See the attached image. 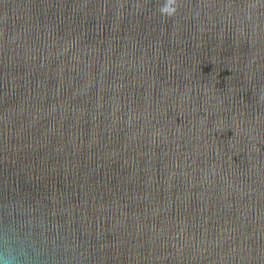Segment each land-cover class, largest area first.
I'll return each instance as SVG.
<instances>
[{
	"label": "water",
	"instance_id": "water-1",
	"mask_svg": "<svg viewBox=\"0 0 264 264\" xmlns=\"http://www.w3.org/2000/svg\"><path fill=\"white\" fill-rule=\"evenodd\" d=\"M167 2L0 0L17 264H264V0Z\"/></svg>",
	"mask_w": 264,
	"mask_h": 264
},
{
	"label": "clouds",
	"instance_id": "clouds-1",
	"mask_svg": "<svg viewBox=\"0 0 264 264\" xmlns=\"http://www.w3.org/2000/svg\"><path fill=\"white\" fill-rule=\"evenodd\" d=\"M177 0H168L165 5H162L160 8L161 15L172 16L177 11ZM19 257L21 259L26 258V249L21 248L19 250ZM0 264H17V257L15 255H4L0 253Z\"/></svg>",
	"mask_w": 264,
	"mask_h": 264
}]
</instances>
